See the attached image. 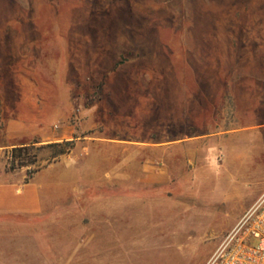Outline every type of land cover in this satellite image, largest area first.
I'll use <instances>...</instances> for the list:
<instances>
[{
	"label": "rangeland",
	"instance_id": "374dc122",
	"mask_svg": "<svg viewBox=\"0 0 264 264\" xmlns=\"http://www.w3.org/2000/svg\"><path fill=\"white\" fill-rule=\"evenodd\" d=\"M254 119L264 0H0V186L41 203L0 213V264H205L249 198L216 176L175 215L143 171L178 166L159 142ZM247 144L264 156V137Z\"/></svg>",
	"mask_w": 264,
	"mask_h": 264
},
{
	"label": "crops",
	"instance_id": "0c3cea01",
	"mask_svg": "<svg viewBox=\"0 0 264 264\" xmlns=\"http://www.w3.org/2000/svg\"><path fill=\"white\" fill-rule=\"evenodd\" d=\"M251 135L264 137V120L254 119L249 125H245L243 121V125L237 127L159 142L158 151L164 154L167 150H172L174 155L178 156V166H174L171 172L170 166L165 164V159L158 157L161 166L153 167L152 170L147 167L143 171L145 179L141 187L151 194L153 197L151 199L165 200L166 206L170 205V200L182 201L174 204L169 210L176 215L190 210L191 207H198L194 203L195 198L200 195L203 199L209 197L216 176H222L225 181V197L230 200L248 197L249 209L264 193V186L251 194L243 186L245 183L260 181L262 177L257 169L264 167V156L255 155L253 145L247 144V137ZM247 148L251 150L247 151ZM178 176L181 177L180 183L184 184H176ZM157 207L160 208L159 203ZM40 210L37 186L30 184L21 187L0 186V213L36 214Z\"/></svg>",
	"mask_w": 264,
	"mask_h": 264
},
{
	"label": "built area",
	"instance_id": "2783aa9c",
	"mask_svg": "<svg viewBox=\"0 0 264 264\" xmlns=\"http://www.w3.org/2000/svg\"><path fill=\"white\" fill-rule=\"evenodd\" d=\"M205 264H264V193L243 214Z\"/></svg>",
	"mask_w": 264,
	"mask_h": 264
},
{
	"label": "trees",
	"instance_id": "16d2710c",
	"mask_svg": "<svg viewBox=\"0 0 264 264\" xmlns=\"http://www.w3.org/2000/svg\"><path fill=\"white\" fill-rule=\"evenodd\" d=\"M24 151H26V147H14L11 150V156L14 158L17 154L22 153Z\"/></svg>",
	"mask_w": 264,
	"mask_h": 264
}]
</instances>
